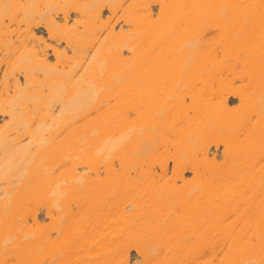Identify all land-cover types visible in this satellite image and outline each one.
Instances as JSON below:
<instances>
[{
  "label": "bare ground",
  "instance_id": "bare-ground-1",
  "mask_svg": "<svg viewBox=\"0 0 264 264\" xmlns=\"http://www.w3.org/2000/svg\"><path fill=\"white\" fill-rule=\"evenodd\" d=\"M0 264H264V0H0Z\"/></svg>",
  "mask_w": 264,
  "mask_h": 264
}]
</instances>
